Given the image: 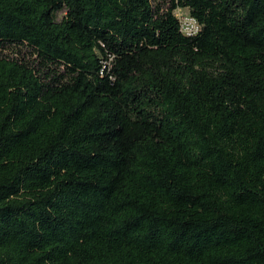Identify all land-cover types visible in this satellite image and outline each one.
I'll list each match as a JSON object with an SVG mask.
<instances>
[{
  "label": "trees",
  "instance_id": "1",
  "mask_svg": "<svg viewBox=\"0 0 264 264\" xmlns=\"http://www.w3.org/2000/svg\"><path fill=\"white\" fill-rule=\"evenodd\" d=\"M0 264H264V0H0Z\"/></svg>",
  "mask_w": 264,
  "mask_h": 264
},
{
  "label": "rangeland",
  "instance_id": "2",
  "mask_svg": "<svg viewBox=\"0 0 264 264\" xmlns=\"http://www.w3.org/2000/svg\"><path fill=\"white\" fill-rule=\"evenodd\" d=\"M174 15L179 20L181 31L184 34H191L197 31L198 24L189 16L186 8H176L174 10Z\"/></svg>",
  "mask_w": 264,
  "mask_h": 264
}]
</instances>
